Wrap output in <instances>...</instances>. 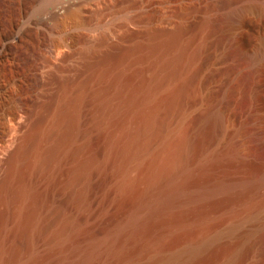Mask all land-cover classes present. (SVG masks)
<instances>
[{
    "label": "rangeland",
    "instance_id": "374dc122",
    "mask_svg": "<svg viewBox=\"0 0 264 264\" xmlns=\"http://www.w3.org/2000/svg\"><path fill=\"white\" fill-rule=\"evenodd\" d=\"M11 2L0 264H264V0H63V24Z\"/></svg>",
    "mask_w": 264,
    "mask_h": 264
},
{
    "label": "bare ground",
    "instance_id": "6f19581e",
    "mask_svg": "<svg viewBox=\"0 0 264 264\" xmlns=\"http://www.w3.org/2000/svg\"><path fill=\"white\" fill-rule=\"evenodd\" d=\"M11 1L12 0H5L4 7H5V12L6 13L7 12L11 13V3H12ZM17 2H19V6H18L19 16L22 17V18L30 16L29 20H31V22L34 23V24H38V23L44 22L46 15L49 16V17H53V18L55 17L58 20L59 23L63 24V22H65V20L69 17V15L72 14V12L74 10L72 5H69L68 7H66V12L64 14L60 15V14L55 13L52 9L54 7L59 6V5H63V0H17ZM13 28H14V23L12 21H10V20H8V22H6L5 29L0 27V44H8V41L11 38V33L13 31ZM53 44H54V48L56 50H58V52L60 54H62V55L65 54V49L64 48H65V46L67 44L66 40L55 41V42H53ZM2 54H3V50H0V57H1ZM0 88H2V86H0ZM19 102H20V100L18 99V107L16 109H13V110H10V111L0 112V126L4 125V124H11V127H12V129L9 130V131H6V130L5 131H1L0 130V153L3 152V154H5L4 158H2L3 160H1V161H5V162L8 163V168H7V171H6V175H2V174L0 175V191L2 190V187H4V185L6 184L9 175H11V173H12L14 167L16 166V164L18 163V161L22 158V155L24 154V152L26 150V146H27V142L24 143L22 138H21V136L19 135V131L21 130L20 126L22 125V121L21 120L24 117V115L22 114V111H21L22 106H21V104ZM78 113H79L78 111H75L71 115V118H70L71 122L70 121L69 122L71 123V126L73 128H74V126H76V123H77V120H78V119H76V118H78L76 116L78 115ZM246 130H245V132L248 133L249 129L246 128ZM250 132H251V130H250ZM65 137L67 138V136H65ZM166 137L168 138V136H166ZM184 143H183L182 147L184 146ZM167 144H169V143H167ZM167 144L165 143L164 146L161 145V146H163V148L161 147L162 150L160 149L161 151H159L156 154L154 153V156L153 157L151 156L152 159H151L150 165H149V163L147 164V166L149 165L148 167L150 168V169L148 167L146 168V170L149 169L148 173H147L148 177H149V180H148L149 182H150V180L151 181L153 179L156 180L158 177H160V176L157 177V175L159 174V172L161 171L162 168L159 169L160 171L157 170V169H153L152 163H157L158 164V162H160L159 159H163V158H161L162 157L161 155H162V152H163V154L166 152ZM180 149L181 148H179V150ZM184 150H185V148L183 149V151ZM178 152L180 154V151H178ZM181 153H184V152H181ZM183 156H185V154ZM181 157H182V154H181ZM152 182L154 183V181H152ZM3 183H4V185H3ZM170 184H172V183H170ZM174 184H176V182L173 183V185ZM177 186H178V184H177ZM175 187L176 186H174V188ZM22 190L23 189H21V191L18 192L19 196H23L24 194H26V192L22 191ZM190 251L193 254V253H196L198 251V249L194 248V249H192Z\"/></svg>",
    "mask_w": 264,
    "mask_h": 264
}]
</instances>
